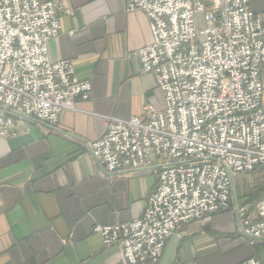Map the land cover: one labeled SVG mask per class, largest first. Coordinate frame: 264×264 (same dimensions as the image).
<instances>
[{"label":"built area","instance_id":"built-area-1","mask_svg":"<svg viewBox=\"0 0 264 264\" xmlns=\"http://www.w3.org/2000/svg\"><path fill=\"white\" fill-rule=\"evenodd\" d=\"M126 9L149 19L153 41L134 56L164 107L108 117L90 148L104 170L154 167L158 179L142 216L94 230L124 264H158L185 225L234 208L243 233L264 239V199L254 210L231 199L233 177L264 166V12L250 0H126ZM66 11L63 0H0V136L17 134L8 109L56 124L92 96L70 61L48 54Z\"/></svg>","mask_w":264,"mask_h":264},{"label":"crops","instance_id":"crops-1","mask_svg":"<svg viewBox=\"0 0 264 264\" xmlns=\"http://www.w3.org/2000/svg\"><path fill=\"white\" fill-rule=\"evenodd\" d=\"M63 2L67 11L48 54L70 61L77 77L91 83L92 96L77 99L56 124L7 110L17 134L0 136V264H124L119 247L106 245L94 229L142 216L157 184L154 167L109 172L90 148L108 117H144L145 104L164 107L155 76L141 73L134 56L153 41L147 15L127 11L126 0ZM250 2L264 12V0ZM232 191L234 206L238 198L254 210L264 198V169L235 175ZM182 230L167 239L158 264L250 257L264 264V239L243 233L235 208L214 213L204 229L192 223Z\"/></svg>","mask_w":264,"mask_h":264},{"label":"rangeland","instance_id":"rangeland-1","mask_svg":"<svg viewBox=\"0 0 264 264\" xmlns=\"http://www.w3.org/2000/svg\"><path fill=\"white\" fill-rule=\"evenodd\" d=\"M256 169H264V167H259V168L257 167ZM247 173H249V172H247ZM247 173H245V174H247ZM258 180L260 181V178L257 179V182L259 183ZM259 184H260V183H259ZM254 191H256V190L254 189ZM263 199H264V198H263ZM261 200H262V199H261ZM236 201H238V198H236ZM256 205H257V204H256ZM229 211H231V210H229ZM195 223H196V222H195ZM191 224H192V223H191ZM188 225H189V224H188ZM197 225L199 226L200 229H204V228H205V225H206V222L204 223L203 226H201V225L198 224V223H197ZM181 233H182V235L185 234L183 230H181ZM182 235H181V236H182ZM181 236H179V237H181ZM162 255H163V254H162ZM161 258H162V257H161ZM160 260H161V259H160ZM159 262H160V261H159Z\"/></svg>","mask_w":264,"mask_h":264},{"label":"water","instance_id":"water-1","mask_svg":"<svg viewBox=\"0 0 264 264\" xmlns=\"http://www.w3.org/2000/svg\"><path fill=\"white\" fill-rule=\"evenodd\" d=\"M8 110H10L11 112H15L14 110H12V109H8Z\"/></svg>","mask_w":264,"mask_h":264}]
</instances>
